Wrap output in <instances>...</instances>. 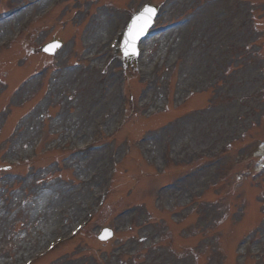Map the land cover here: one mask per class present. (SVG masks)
Returning a JSON list of instances; mask_svg holds the SVG:
<instances>
[{
  "label": "rangeland",
  "instance_id": "1",
  "mask_svg": "<svg viewBox=\"0 0 264 264\" xmlns=\"http://www.w3.org/2000/svg\"><path fill=\"white\" fill-rule=\"evenodd\" d=\"M53 1L61 6L49 15L47 8ZM145 1L0 3L2 26L8 12H26L11 31L0 32V44L15 33L17 36L14 45L0 48V264L4 260L6 264L30 260H35L34 264H264V172L260 171L264 162L258 152L264 144V0H154L162 9L154 31L189 22L208 6L217 10L210 34L216 43L214 52L224 58L218 68L222 79L203 77L200 81L210 86L199 87L192 83L197 77L182 78L179 64L187 57L189 45L175 44L167 37L156 46L151 45V39L141 46L152 72L146 75L129 69L128 88H118L124 76L122 66L108 54L111 27ZM100 22L106 34L92 41L89 35ZM55 40L63 42L64 49L56 57L43 54L42 47ZM96 56L101 59L94 64ZM166 56L163 64L161 59ZM36 73L40 75L33 76ZM56 77L69 81L64 104L49 98ZM151 87L157 88L160 97L155 107L143 103ZM112 88L114 99L109 102L117 112L107 127L109 120L101 105ZM16 90L21 92L13 105ZM78 98L82 99L78 107L84 108L87 116L75 132L90 131L81 138L55 126L66 106L73 104L68 112L74 113ZM122 99L132 108L124 127L121 122L116 124L126 112ZM207 122L215 130L210 137L205 133L198 137L204 152L185 161L173 158L169 170L164 169V151L173 154L195 125L202 127ZM18 123V133L7 143ZM27 125L34 127L27 132ZM175 130L177 136L168 142L165 132ZM38 137L42 143L34 151ZM149 141L155 143V151L148 152L154 161L140 147ZM228 141H233L232 145H227ZM101 150L102 165L82 166L92 153ZM114 155L121 163L115 179L114 167L111 169ZM18 161L23 164L15 166ZM197 167L201 171L191 176L182 208L173 210L169 203L159 206L157 191L166 192L169 185L192 175ZM197 180L209 182L199 196L188 198L187 192L195 190L190 187ZM87 181L94 182L90 198L80 217L70 222L65 209L68 201L63 196ZM46 195L52 200L41 208ZM175 204L179 206L180 201ZM181 209L185 216H180ZM39 210L55 223L47 240L38 235L43 218L38 217ZM202 218L209 225L202 227ZM85 223V229L73 237L76 226ZM105 229L114 235L102 242L99 236ZM58 238L62 243L40 259Z\"/></svg>",
  "mask_w": 264,
  "mask_h": 264
},
{
  "label": "bare ground",
  "instance_id": "2",
  "mask_svg": "<svg viewBox=\"0 0 264 264\" xmlns=\"http://www.w3.org/2000/svg\"><path fill=\"white\" fill-rule=\"evenodd\" d=\"M183 3V2H181ZM217 10L207 7L206 11H204L203 14H198L194 17V19L197 20H191L188 23L187 22H181L180 26L178 28H175L173 30H169L167 32H163L160 35H157L153 38H151L150 43L152 46H156V44L161 43V40L163 38L172 37L175 44L184 43L187 42V45H189V52L187 53V57L184 61H182V64H179V70L182 72V78H192L194 79L197 77L198 80H193V83H196L199 87H206L207 85L210 86V84H207L204 81H200L203 77L210 78L211 80H219L222 79L219 75L218 68L221 67L222 62L224 61V58L222 56V53H216L214 52L213 48L216 45V43L212 40L213 36L210 34L211 29L213 28L214 24L217 22ZM26 12H23L22 15L13 16L9 20L5 21V26L0 25V32L5 31L6 29H13L15 26V22L17 19H21L23 15ZM19 19V20H20ZM203 22L204 25H200L199 23ZM199 24V25H198ZM197 25V26H196ZM196 26V27H194ZM106 34V27H104V24L100 22L99 27L97 26L95 30L89 35L90 39L92 41H97L98 39L102 38ZM174 37V38H173ZM165 42V41H162ZM162 46V45H161ZM151 47L149 48V52ZM100 61V59L95 60L93 63L97 64ZM162 63L164 64L167 61V56L163 57L161 59ZM88 62H91V60H88ZM144 62V71L145 74L148 75V73L152 72V69L145 64ZM93 66V65H92ZM96 67V65H94ZM194 77V78H193ZM66 78V77H63ZM62 77H56L55 82L53 84V87L50 90V100L54 103L58 104H64L63 98L66 95L67 87L69 86V81L67 79H63ZM148 78V81H150V78ZM224 83V80H222ZM34 85L37 84V81H32ZM32 87V86H31ZM27 87V88H31ZM150 89V88H149ZM108 97L102 101V109L105 110V114H107L108 123L107 127L110 126V119L116 114V110L112 108L110 105L109 99L113 101L114 99V89L107 90ZM149 92V93H148ZM74 98V96L72 97ZM83 98L85 99V96L83 95ZM159 93L157 91V88H152L151 90L147 91L145 93V99L143 101L144 105H153L154 107L158 105L159 101ZM82 100L81 98H78L77 101H75L76 109H74V113L68 112V109H71V105L66 106L65 110H62V118L57 121L55 126L57 127H64L67 134L71 133L74 135L75 138L82 137L83 134H87L90 131H88L87 128H84L85 130H81L79 134L75 132L77 128H80L82 125V119H85L87 116L86 111L84 108L78 107V103ZM92 100H90L88 103H91ZM87 103V105H88ZM67 110V111H66ZM68 112V116H66V113ZM69 117L70 120H64V118ZM59 123V124H58ZM28 126V125H27ZM34 126L29 125L27 127V132ZM87 129V130H86ZM180 131V128L177 129ZM177 130L175 131H166L165 137L166 139L175 138L177 136ZM215 129H211V123L207 122L202 127L197 124L195 125V129L187 135L182 141L178 142V146L176 145L173 151V154L171 156L177 160L185 161L187 159H193L195 156H200L201 153L204 152V146L199 144L198 137L202 134H206V136H211ZM58 133H61V130L57 129ZM74 132V133H72ZM196 140H195V138ZM155 143L152 141H149L145 143L144 146H140L141 150L144 153H147V156L151 157V159L154 161V156H150L148 154L155 151L153 145ZM197 145V147L195 146ZM22 148V146H20ZM196 153V155H195ZM154 155V154H153ZM103 156V152L96 151L92 153L86 161L82 164V166H91V165H100L103 164V160H101ZM101 160V161H100ZM201 171L200 167H197L194 169V172L192 175H188V177L180 180V182L175 183L174 185L167 188L166 192H158L156 193V199L158 201L159 206H164L165 203H169L173 207V210H176L178 207L182 208V206L186 203V196L185 192L188 190L191 183V176H197L199 172ZM198 180L195 181V183L190 187L191 189H195L192 192H187L189 194V197H192L193 194L197 192V190L201 189L202 187L206 186L205 183H208L209 180H203L202 182H199ZM94 182H86L85 185L81 186L79 189H71L69 192H65L66 195L63 196V198H67L68 205L66 206L69 214V221L76 220L80 217L79 213L83 208V205L87 198H90L89 193L91 192ZM193 187V188H192ZM181 193L183 195L180 197ZM193 193V194H192ZM188 197V198H189ZM61 198V199H63ZM171 199V200H170ZM52 200L51 197H48L47 195L43 197L42 203L40 204L41 208L44 207L45 204L50 203ZM179 200L180 205H176L175 201ZM212 207L209 208L211 210ZM42 212H38V217L43 216V218L40 221L41 227L38 229V235L44 238V240H47L51 233L54 232L55 226L53 218L50 221V217L48 215H42ZM186 213L181 209L180 216H185ZM36 220V219H35ZM37 221V220H36ZM53 222V223H52ZM52 224V225H51ZM43 225V226H42ZM207 226V220L204 218L201 219V226ZM202 230V229H200ZM46 233V234H45ZM49 234V235H48ZM2 263L6 264L5 260L2 261Z\"/></svg>",
  "mask_w": 264,
  "mask_h": 264
},
{
  "label": "water",
  "instance_id": "3",
  "mask_svg": "<svg viewBox=\"0 0 264 264\" xmlns=\"http://www.w3.org/2000/svg\"><path fill=\"white\" fill-rule=\"evenodd\" d=\"M150 21H151V19L148 20L147 23H145V27H142V28H141V29H143V31L146 29L147 26H149ZM135 25H139V23H137V21H135L134 26H135ZM141 29H139V32H142ZM141 34H142V33H140V36H139V35H138V36L141 37V36H142ZM131 39H132V37H129V40H131ZM131 44H132V45H131V50L133 51V50H135L136 40H134Z\"/></svg>",
  "mask_w": 264,
  "mask_h": 264
},
{
  "label": "snow or ice",
  "instance_id": "4",
  "mask_svg": "<svg viewBox=\"0 0 264 264\" xmlns=\"http://www.w3.org/2000/svg\"><path fill=\"white\" fill-rule=\"evenodd\" d=\"M154 12H155V9H152V8H145V10H144V13H145V14H148V16H147L148 20L151 19V16H152V14H154ZM143 15H144V14H142V17H143ZM142 30H143V29H141V31H142ZM56 46H58V45H54L53 47H56Z\"/></svg>",
  "mask_w": 264,
  "mask_h": 264
}]
</instances>
